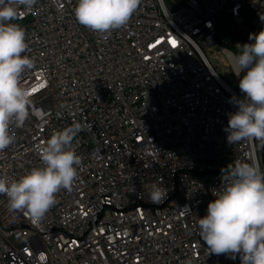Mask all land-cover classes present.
Segmentation results:
<instances>
[{
	"label": "built area",
	"instance_id": "obj_1",
	"mask_svg": "<svg viewBox=\"0 0 264 264\" xmlns=\"http://www.w3.org/2000/svg\"><path fill=\"white\" fill-rule=\"evenodd\" d=\"M76 3L37 0L15 21L34 60L21 76L32 103L23 125L9 127L0 177L42 167L39 147L75 123L81 164L39 223L0 194V264H241L209 251L198 220L230 184L229 165L264 172V141H227L243 73L222 44L247 31L244 9L264 14V0H182L172 9L141 0L110 35L80 25ZM211 48L234 86L209 61ZM154 185L167 193L158 203Z\"/></svg>",
	"mask_w": 264,
	"mask_h": 264
},
{
	"label": "clouds",
	"instance_id": "obj_2",
	"mask_svg": "<svg viewBox=\"0 0 264 264\" xmlns=\"http://www.w3.org/2000/svg\"><path fill=\"white\" fill-rule=\"evenodd\" d=\"M37 0H0V152L14 143L11 124L20 127L29 115L32 91L21 82L22 74L34 68L26 55L25 30L15 21L21 10H30ZM141 0H77V22L102 35L126 25ZM264 22V14L260 15ZM251 43L241 45L234 56L241 95L233 97L235 111L228 114L224 131L230 144L246 139L264 141V29L250 33ZM81 130L75 123L54 132L39 147L42 167L29 170L19 179L0 177V194L8 198L9 210L25 211L33 223L56 203V194L70 189L78 174L81 157L72 141ZM230 168L231 182L209 202L207 214L198 220L199 233L211 253L239 255L241 264H264V172L237 162ZM166 191L153 186L150 199L158 203Z\"/></svg>",
	"mask_w": 264,
	"mask_h": 264
},
{
	"label": "trees",
	"instance_id": "obj_3",
	"mask_svg": "<svg viewBox=\"0 0 264 264\" xmlns=\"http://www.w3.org/2000/svg\"><path fill=\"white\" fill-rule=\"evenodd\" d=\"M242 14L244 15V18H245V24L247 26V31L244 34L234 35L232 39L225 40L222 42L223 45L229 47L230 49L233 50V52L236 51L237 53L241 51V48L236 49L233 45L234 41L239 42L240 45H243L245 43H251V41L249 40V34L258 33L262 29H264V22H261L260 15H257L246 9L243 10Z\"/></svg>",
	"mask_w": 264,
	"mask_h": 264
},
{
	"label": "rangeland",
	"instance_id": "obj_4",
	"mask_svg": "<svg viewBox=\"0 0 264 264\" xmlns=\"http://www.w3.org/2000/svg\"><path fill=\"white\" fill-rule=\"evenodd\" d=\"M169 9L174 7V4H179L182 0H164ZM174 2V3H173ZM236 55L238 54L234 51ZM207 57L211 64L216 68V72L230 85H235V77L228 66L225 57L220 53L217 48H211L207 53Z\"/></svg>",
	"mask_w": 264,
	"mask_h": 264
},
{
	"label": "bare ground",
	"instance_id": "obj_5",
	"mask_svg": "<svg viewBox=\"0 0 264 264\" xmlns=\"http://www.w3.org/2000/svg\"><path fill=\"white\" fill-rule=\"evenodd\" d=\"M218 74V73H217Z\"/></svg>",
	"mask_w": 264,
	"mask_h": 264
},
{
	"label": "snow or ice",
	"instance_id": "obj_6",
	"mask_svg": "<svg viewBox=\"0 0 264 264\" xmlns=\"http://www.w3.org/2000/svg\"><path fill=\"white\" fill-rule=\"evenodd\" d=\"M174 43V42H173Z\"/></svg>",
	"mask_w": 264,
	"mask_h": 264
}]
</instances>
